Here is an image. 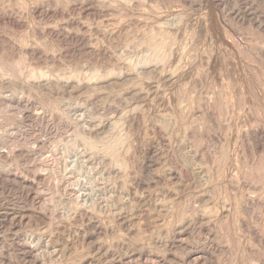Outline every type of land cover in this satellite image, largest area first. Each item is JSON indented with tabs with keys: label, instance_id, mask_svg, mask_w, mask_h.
I'll list each match as a JSON object with an SVG mask.
<instances>
[{
	"label": "rangeland",
	"instance_id": "1",
	"mask_svg": "<svg viewBox=\"0 0 264 264\" xmlns=\"http://www.w3.org/2000/svg\"><path fill=\"white\" fill-rule=\"evenodd\" d=\"M263 27L264 0H0V264H264Z\"/></svg>",
	"mask_w": 264,
	"mask_h": 264
},
{
	"label": "bare ground",
	"instance_id": "2",
	"mask_svg": "<svg viewBox=\"0 0 264 264\" xmlns=\"http://www.w3.org/2000/svg\"><path fill=\"white\" fill-rule=\"evenodd\" d=\"M180 1V0H179ZM183 11V10H182ZM31 12L33 13V14H39V13H41V10L39 9V8H37V7H35V8H32V10H31ZM190 14V13H189ZM170 15V14H169ZM164 20V19H163ZM167 20H170V19H167ZM171 22H172V24L175 22L174 20H170ZM170 21H168V24H170L169 22ZM174 21V22H173ZM163 22H165V20L163 21ZM168 30V29H167ZM263 30H264V27H263ZM122 33V32H121ZM190 33H191V31H190ZM189 33V34H190ZM115 35H116V33H115ZM117 35H119L118 33H117ZM114 37V36H113ZM115 37H117V36H115ZM263 37V36H262ZM109 38V37H108ZM107 38V41L109 40ZM116 41H117V39L116 38H114ZM189 39H191L190 37H189ZM229 40V39H228ZM110 41V40H109ZM111 42V41H110ZM231 45V44H230ZM233 45V44H232ZM235 49V48H234ZM17 51H18V49H16ZM16 51V52H17ZM184 51V50H183ZM15 51H14V53H16ZM13 55V54H12ZM184 55V54H183ZM196 55V54H195ZM16 56H17V53H16ZM13 57H15V55L13 56ZM96 57H98V54H97V56ZM183 57V56H182ZM96 60H97V58H96ZM111 60V59H110ZM171 60V59H170ZM174 60H175V58H174ZM176 61L177 60H175V63H176ZM93 62V61H92ZM97 62V61H96ZM178 62V61H177ZM187 62V61H186ZM185 62V63H186ZM196 62V61H195ZM171 63H173V61L171 62ZM91 64V63H90ZM107 64H110V63H107ZM112 64V63H111ZM93 65V64H92ZM172 65V64H171ZM177 65V64H176ZM100 66V65H99ZM107 67V66H106ZM96 69V68H95ZM100 69H98V71H99ZM140 70V69H139ZM142 70V69H141ZM91 72V71H90ZM95 73V72H94ZM93 73V74H94ZM99 73V72H98ZM107 74H109V72H107ZM38 76V75H37ZM36 76V77H37ZM40 77H41V75H40ZM93 78H94V75H93ZM173 78H176V77H173ZM77 79V78H76ZM100 79V78H99ZM172 79V78H171ZM3 80V79H2ZM74 80H75V78H74ZM80 80H81V78H80ZM85 80V79H84ZM174 81V80H173ZM173 81L171 82V83H173ZM195 81H196V79H195ZM170 82V81H169ZM193 83V82H192ZM73 84H74V82H73ZM77 83H75V85H76ZM84 84V83H83ZM183 84V83H182ZM197 84H198V82H197ZM170 85V84H169ZM177 85H178V83H177ZM201 85V84H200ZM81 86V85H80ZM187 86V85H186ZM1 87V86H0ZM182 87V86H181ZM76 88V87H75ZM171 89V88H170ZM182 89H183V87H182ZM1 90V89H0ZM6 90V89H5ZM175 90V89H174ZM176 90H178V89H176ZM180 90V89H179ZM179 90H178V92H179ZM216 90V89H215ZM209 94V93H208ZM212 93H210V95H211ZM170 96H171V94H170ZM179 96V95H178ZM192 96V95H191ZM207 97H209V98H211L210 96H207ZM214 97V96H213ZM213 97H212V99H213ZM159 99H161V97L159 98ZM211 99V100H212ZM162 100V99H161ZM163 103V102H162ZM166 103V102H165ZM178 103H179V101H178ZM177 103V104H178ZM180 103H181V101H180ZM188 104V103H187ZM186 104V105H187ZM192 104V103H191ZM185 105V106H186ZM189 105V104H188ZM209 105V101H207V102H205V103H202L201 105H200V108L201 109H199V111L200 110H202V111H205L206 109H207V106ZM167 106V105H166ZM168 108V107H167ZM183 108V107H182ZM183 111H184V109H182ZM185 110H186V107H185ZM171 111V110H170ZM198 111V110H197ZM202 111H200V113L202 112ZM184 113V112H183ZM203 113V112H202ZM186 114H187V112H186ZM196 114V113H195ZM34 117V116H33ZM36 117V116H35ZM183 117H184V115H183ZM229 118V117H228ZM36 120V123L37 122H40V120H38V118H35ZM95 120V119H94ZM34 121V122H35ZM140 122V121H139ZM42 123V122H41ZM77 123H81L80 121L79 122H77ZM82 124V123H81ZM109 124V123H108ZM107 124V125H108ZM129 124H131L130 125V127L131 126H133V127H136L135 125L137 124V121H136V118L134 117V118H132V120H131V122L129 123ZM79 125V124H78ZM86 125V124H85ZM112 125V124H111ZM114 125V124H113ZM112 125V126H113ZM140 125V124H139ZM138 125V126H139ZM227 125V124H226ZM228 125H230V124H228ZM47 126V125H46ZM81 126V125H80ZM93 127H94V125H92ZM115 126V125H114ZM26 127V126H25ZM51 127V126H50ZM85 127V126H84ZM105 127H107V126H105ZM129 127V128H130ZM73 128V127H72ZM82 128H83V126H82ZM86 129H87V131H86V134L84 135L87 139H91V138H93L92 136L94 135V131H93V129L91 128H87V127H85ZM108 128V127H107ZM110 128V127H109ZM127 128V127H126ZM132 128V127H131ZM195 128V127H194ZM26 129V128H25ZM46 129V128H45ZM102 130V129H101ZM105 130H107V129H104V131ZM109 130H111V128L109 129ZM122 130V129H121ZM56 131V130H55ZM58 131V130H57ZM82 131V130H81ZM100 131V130H99ZM131 131V130H130ZM66 132V131H65ZM114 132V131H113ZM96 133V132H95ZM219 133V132H218ZM224 133V132H223ZM27 134V133H26ZM71 134V133H70ZM96 134H98V133H96ZM71 136V135H70ZM96 136H98V135H96ZM26 138V137H25ZM95 138V137H94ZM97 138V137H96ZM215 138H217V137H215ZM223 138V136H219L218 137V139L217 140H221ZM34 139V138H33ZM98 139V138H97ZM30 140V139H29ZM113 142H114V140L112 139V140H109L108 142H107V147H106V150H104L105 152L104 153H109L110 152V150H108L109 148H111L112 146H113ZM28 143V142H27ZM79 143V142H78ZM105 144V143H104ZM96 146V145H95ZM61 148V147H60ZM59 148V149H60ZM78 148H80L79 146H78ZM85 148V147H84ZM71 150V151H75V150H77V145H76V142H74V140H72L71 141V143H63V145H62V148H61V151H60V154H61V156L63 155V154H65V152H67L68 150ZM81 149V148H80ZM29 152H31V151H29ZM58 152V151H57ZM70 152V151H69ZM117 152V151H116ZM44 153V152H43ZM72 153V152H71ZM2 154V153H1ZM39 154V153H38ZM59 154V155H60ZM79 154V153H78ZM111 154V153H110ZM74 155V154H73ZM75 155H77V154H75ZM65 156V155H64ZM123 156V155H122ZM188 156V155H187ZM56 158H58V157H56ZM70 158V157H69ZM75 159H73L72 161H70L69 163H68V168H65V170H64V172H63V175H61V174H58L59 172H60V167L62 166V165H60V160L58 161L57 159H53V158H51V160H49L48 158H46V160H44V161H41V163H40V166H45L46 168L47 167H52L53 168V170H54V172H55V174L56 175H61L62 177H64V174H65V176L67 175V174H69L70 176H71V178H74V177H72V176H74L76 173H77V171H76V169L79 167L77 164H78V160H77V156L76 157H74ZM104 158H105V156H104ZM126 158H129V157H126ZM48 159V160H47ZM59 159V158H58ZM83 159V158H82ZM63 160V159H62ZM69 160V159H68ZM86 160V159H85ZM114 160V159H113ZM129 160V159H128ZM82 161V160H81ZM124 161V160H123ZM127 161V160H126ZM59 162V163H58ZM82 162H84V161H82ZM94 162V161H93ZM98 162V161H97ZM81 163V162H80ZM95 164V163H94ZM2 165V164H1ZM67 165V164H66ZM82 167L84 166V165H82V164H80ZM110 165H111V163L109 162V163H107L105 160H103L102 161V163L100 164V174L98 175V176H100V177H98V178H100V201H102V200H105V202H106V199H109V197H110V189H106L105 187H104V182L105 181H108L107 179H109L110 177H111V175L112 174H114V173H116L117 171H113V165L110 167ZM2 166H4V165H2ZM64 166H65V164H64ZM64 166H62V167H64ZM78 166V167H77ZM90 166V165H89ZM120 166V165H119ZM86 167V166H85ZM99 167V166H98ZM115 167V166H114ZM117 167V166H116ZM38 168V167H37ZM41 168V167H40ZM39 168V169H40ZM51 168V169H52ZM84 168V167H83ZM92 168V167H91ZM93 168H94V166H93ZM112 168V169H111ZM64 169V168H63ZM86 169V175H88V172L90 171V169H88V167L87 168H85ZM119 169V168H118ZM95 170H96V168H95ZM94 170V171H95ZM98 170V169H97ZM62 171V170H61ZM88 171V172H87ZM52 172V171H51ZM53 172V173H54ZM96 172V171H95ZM10 173V172H9ZM52 173V174H53ZM55 174H54V176H55ZM95 175V174H94ZM4 176V175H3ZM92 176V175H91ZM56 177V176H55ZM78 177V176H77ZM113 177V176H112ZM6 178V177H5ZM10 178V177H9ZM52 178H54V177H52ZM85 178V177H84ZM90 178V177H89ZM89 178H87V179H89ZM97 178V177H96ZM59 179V178H58ZM54 180V179H53ZM83 180H85V179H83ZM58 181V180H57ZM72 181V180H71ZM70 181V182H71ZM79 181V180H78ZM78 181L77 182H75V181H72L71 183H73L72 185H75V190L72 192V195H73V201L74 202H81L82 201V203L84 202V204L83 205H85L87 202H88V200H89V198L88 197H90V199H91V197H93V195H95L96 196V194H94L93 192H95L94 191V189L95 188H97L96 187V184H94L93 183V181H91L90 179H89V181H91V183H92V185H88V186H86V187H84L85 185H82L81 184V182L80 183H78ZM89 181H88V183H89ZM56 182V181H55ZM94 182H96V181H94ZM98 182V181H97ZM96 182V183H97ZM82 183H86V182H82ZM236 183V182H235ZM83 186V187H80L81 185ZM90 184V183H89ZM104 184V185H103ZM243 184V183H242ZM57 185V184H56ZM62 185V184H61ZM71 185V184H70ZM231 185V184H230ZM67 186V185H66ZM248 186V185H247ZM60 188V187H59ZM71 188V187H70ZM93 188V189H92ZM251 189H252V187H251ZM81 190V191H80ZM85 190H87V192L85 191ZM41 191V190H40ZM258 191V190H257ZM126 192V191H125ZM250 193V197L251 198H255V190L254 191H250L249 192ZM115 194V193H114ZM118 194V193H117ZM123 195V194H122ZM112 196V195H111ZM86 198H88V200H87V202H86ZM94 198V197H93ZM103 198H106V199H103ZM251 198H249L248 199V202L247 203H249V204H251L252 206L253 205H255L256 203H258L259 202V199H256V200H254V199H251ZM112 200V199H111ZM92 201V200H91ZM91 201H90V203H91ZM110 201V200H109ZM135 201V200H134ZM86 202V203H85ZM94 202V201H93ZM92 202V203H93ZM95 202H96V200H95ZM131 202V201H130ZM133 202V201H132ZM89 203V202H88ZM89 203V204H90ZM102 203V202H101ZM100 203V204H101ZM107 203V202H106ZM94 204V203H93ZM131 204V203H130ZM190 204V203H189ZM106 205V204H105ZM104 204H102V205H100V206H105ZM108 205V204H107ZM107 205L105 206V207H103V208H106L107 207ZM115 205V204H114ZM193 205V204H192ZM247 205V204H246ZM82 206V205H81ZM90 206H92V204L90 205ZM108 206H110V202H109V205ZM112 206V205H111ZM247 206H249V205H247ZM251 206V207H252ZM131 207V206H130ZM192 207V206H191ZM196 207V206H195ZM194 207V208H195ZM250 207V206H249ZM254 207V206H253ZM99 208V207H98ZM102 208V209H103ZM132 208V207H131ZM108 209V208H107ZM191 209V208H190ZM196 209V208H195ZM93 210V209H92ZM94 210H95V208H94ZM93 210V211H94ZM192 210H194L193 208H192ZM17 211V210H16ZM105 211V210H104ZM18 212V211H17ZM17 212H12L13 213V216H12V220L15 218L16 219V217H18V222H21L24 218H25V216H27V214L26 215H24V214H19L18 215V213ZM190 212V211H189ZM193 212V211H192ZM12 215V214H11ZM16 215H18V216H16ZM27 218V217H26ZM30 218V217H29ZM28 218V219H29ZM40 219V218H39ZM43 219V218H42ZM27 220V219H26ZM35 220V219H34ZM41 220V219H40ZM16 222V221H15ZM15 222L14 223H12L13 225H16L15 224ZM42 222H43V220H42ZM45 222V221H44ZM18 224H21V223H18ZM17 224V225H18ZM189 224V223H188ZM15 235V234H14ZM23 238V237H22ZM47 238V237H46ZM34 239V238H33ZM38 239V238H37ZM45 239V238H44ZM51 241V240H50ZM57 241V240H56ZM60 241V240H59ZM37 242V241H36ZM45 244V243H44ZM179 244H181V246H183V239L182 240H180V243ZM25 245V244H24ZM30 246H32L31 244H29ZM40 245V244H39ZM166 246V245H165ZM170 246V245H169ZM52 247V246H51ZM21 248V249H20ZM20 248H18V251H20L21 250V252H22V250H23V257L24 258H30L31 260H30V262L31 261H35V259H34V257H35V254H34V250H33V247H20ZM47 248V247H46ZM105 248V247H104ZM174 248V247H173ZM36 249V248H35ZM103 249V248H102ZM38 250V249H37ZM51 250V249H50ZM66 250V249H65ZM249 250V249H248ZM34 251V252H33ZM45 251V250H44ZM69 251V250H68ZM40 254V253H39ZM42 254V253H41ZM36 255H38V254H36ZM47 255V254H46ZM41 257V256H40ZM113 257V256H112ZM55 258V257H54ZM53 258V259H54ZM252 258V257H251ZM47 259H49V258H47ZM109 259V258H108ZM254 259V258H253ZM252 259V260H253ZM24 260V259H23ZM88 260V259H87ZM112 260H113V258H112ZM29 261V260H28ZM27 261V262H28ZM89 261V260H88ZM251 261V260H250ZM30 262L28 263V264H30ZM41 262V261H40ZM51 262V261H50ZM93 262V261H92ZM113 262V261H112ZM246 262V261H245ZM42 263V262H41ZM87 263V262H86ZM115 263V262H114ZM249 263V262H248ZM34 264V263H33ZM36 264V263H35ZM38 264V263H37ZM85 264V263H84ZM88 264V263H87ZM94 264V263H93ZM110 264V263H109Z\"/></svg>",
	"mask_w": 264,
	"mask_h": 264
}]
</instances>
